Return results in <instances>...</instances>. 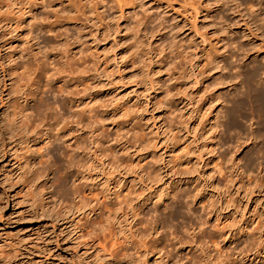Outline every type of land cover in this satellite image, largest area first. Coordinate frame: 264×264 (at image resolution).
<instances>
[{
    "label": "rangeland",
    "instance_id": "374dc122",
    "mask_svg": "<svg viewBox=\"0 0 264 264\" xmlns=\"http://www.w3.org/2000/svg\"><path fill=\"white\" fill-rule=\"evenodd\" d=\"M263 25L264 0H0V121L31 116L0 132V264H264V113L238 112Z\"/></svg>",
    "mask_w": 264,
    "mask_h": 264
},
{
    "label": "bare ground",
    "instance_id": "6f19581e",
    "mask_svg": "<svg viewBox=\"0 0 264 264\" xmlns=\"http://www.w3.org/2000/svg\"><path fill=\"white\" fill-rule=\"evenodd\" d=\"M264 26V25H263ZM264 28V27H263ZM264 30V29H263ZM254 64V63H253ZM242 66H243V64H242ZM30 68V67H29ZM31 69V68H30ZM30 69H29V71H30ZM33 69V68H32ZM27 70V69H26ZM39 70V69H38ZM260 69H258V71H259ZM27 72V71H26ZM25 73V72H24ZM24 73H20V82H23L24 80H27V77L29 76L27 73V75H25ZM25 76H27V77H25ZM60 78V77H59ZM49 79V78H48ZM254 79V78H253ZM66 84V83H65ZM258 90V91H257ZM257 90H253L254 92L253 93H255V104L256 105H254V103L252 102V101H250V102H252V106H254V107H251V109L248 111L247 109H246V106H245V103H241V102H243V101H238L239 103V105H238V108H239V113H241V115L245 118V119H248V118H250L249 116H250V114L249 113H255V112H257V113H264V89L262 90L261 89V92H259V90L260 89H257ZM20 91V90H19ZM19 91H18V93H19ZM250 91V90H249ZM17 93V94H18ZM253 100V99H252ZM233 101V100H232ZM254 101V100H253ZM3 102V101H2ZM249 102V101H248ZM233 103H234V101H233ZM232 105H235V104H232ZM256 106V107H255ZM28 106H24V107H22V108H17V107H14V108H11L12 110L10 111V107H8V108H6V116L2 119V122L0 123V132H1V130L2 129H5L7 132H13V131H16V130H22V131H24L25 130V127L23 126V124H24V122L25 121H28L29 119H30V117L31 116H29V115H27V114H25V109L27 108ZM51 109V108H50ZM228 112H229V110H228ZM230 112H231V110H230ZM249 112V113H248ZM232 114H235V113H232ZM252 115V114H251ZM263 115V114H262ZM229 116H233V115H229ZM235 116V115H234ZM242 116H240V117H242ZM253 116V115H252ZM243 117H242V120H243ZM239 118V117H238ZM252 118V117H251ZM254 118V117H253ZM263 117H261V119H262ZM25 120V121H24ZM249 120H251V119H249ZM243 122V121H242ZM264 122V121H263ZM245 124V123H244ZM261 124H263L262 122H261ZM236 125V124H235ZM3 127V128H2ZM249 132V131H248ZM252 132V131H251ZM258 132H260V131H258ZM254 133V132H253ZM257 132L255 131V134H256ZM258 134V133H257ZM58 135V134H57ZM252 135V134H251ZM59 136V135H58ZM246 136V135H245ZM249 136H250V134H249ZM253 136V135H252ZM264 138V124H263V127H262V130H261V134H260V136H259V138H262V137ZM263 140V143H262V145H261V147H259V145H258V150L256 151V153L254 154L255 155V157H256V160H259V159H261V160H263V162H264V139H262ZM261 140V141H262ZM50 143H52V142H50ZM261 164V163H260ZM247 166V165H246ZM261 166V165H260ZM203 225V224H202ZM260 256V255H259ZM261 259H263L264 260V258H261ZM260 262V261H259Z\"/></svg>",
    "mask_w": 264,
    "mask_h": 264
}]
</instances>
